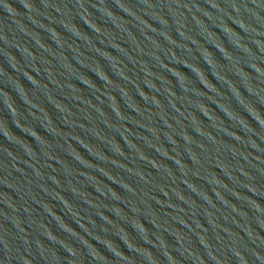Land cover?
<instances>
[{
    "label": "water",
    "instance_id": "water-1",
    "mask_svg": "<svg viewBox=\"0 0 264 264\" xmlns=\"http://www.w3.org/2000/svg\"><path fill=\"white\" fill-rule=\"evenodd\" d=\"M0 264H264V0H0Z\"/></svg>",
    "mask_w": 264,
    "mask_h": 264
}]
</instances>
